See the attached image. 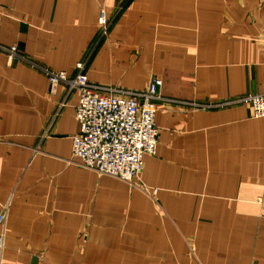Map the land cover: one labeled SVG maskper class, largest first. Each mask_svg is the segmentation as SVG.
Masks as SVG:
<instances>
[{
	"label": "crops",
	"instance_id": "1",
	"mask_svg": "<svg viewBox=\"0 0 264 264\" xmlns=\"http://www.w3.org/2000/svg\"><path fill=\"white\" fill-rule=\"evenodd\" d=\"M28 61L162 80L135 180L78 164L77 92ZM263 87L264 0H0V264H264V117L237 101Z\"/></svg>",
	"mask_w": 264,
	"mask_h": 264
},
{
	"label": "built area",
	"instance_id": "2",
	"mask_svg": "<svg viewBox=\"0 0 264 264\" xmlns=\"http://www.w3.org/2000/svg\"><path fill=\"white\" fill-rule=\"evenodd\" d=\"M110 23L106 11L101 9L98 15L101 35L107 32ZM3 49L10 59L21 56L15 44ZM28 62L47 76L52 91L62 83L67 92H77L74 116L79 131L72 136V157L78 164L122 181L135 180L144 155L156 152L159 129L154 116L157 100L161 99L162 80L152 76L144 89L130 90L90 82L84 73L85 61L76 63L74 76ZM237 101L248 103L254 116L264 117V87Z\"/></svg>",
	"mask_w": 264,
	"mask_h": 264
},
{
	"label": "water",
	"instance_id": "3",
	"mask_svg": "<svg viewBox=\"0 0 264 264\" xmlns=\"http://www.w3.org/2000/svg\"><path fill=\"white\" fill-rule=\"evenodd\" d=\"M35 261H36V257H33L31 264H34Z\"/></svg>",
	"mask_w": 264,
	"mask_h": 264
}]
</instances>
